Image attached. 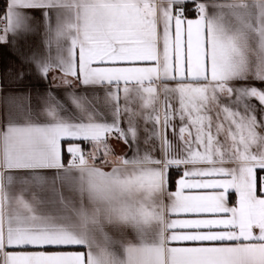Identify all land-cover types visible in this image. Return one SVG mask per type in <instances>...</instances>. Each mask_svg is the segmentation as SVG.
<instances>
[{
	"label": "snow or ice",
	"instance_id": "6c2138e0",
	"mask_svg": "<svg viewBox=\"0 0 264 264\" xmlns=\"http://www.w3.org/2000/svg\"><path fill=\"white\" fill-rule=\"evenodd\" d=\"M0 45V264H264V0H7Z\"/></svg>",
	"mask_w": 264,
	"mask_h": 264
},
{
	"label": "crops",
	"instance_id": "0c3cea01",
	"mask_svg": "<svg viewBox=\"0 0 264 264\" xmlns=\"http://www.w3.org/2000/svg\"><path fill=\"white\" fill-rule=\"evenodd\" d=\"M6 3H7V0H6ZM37 20L39 21V14H37ZM39 42H40V36H39V34H37L35 36L30 37L27 40V42L21 41V46L22 47L31 46L32 48H38ZM10 61H14L18 67L20 66L19 60L13 55L10 48L7 46H4V45H0V68H3L4 66H6L7 63ZM24 86L25 87L31 86L33 88V93H35L37 90L43 91V89L45 87L43 82L39 81L35 76L26 78V80L24 82ZM169 135L171 138V134H169ZM111 143H112L114 151L117 155H122L125 153H128L129 155L131 154L129 152V149L127 148V146L124 145L123 143L118 142V141H112ZM81 147L84 149L85 153L92 151L91 145L81 144ZM66 148H67V144H65V149ZM65 153L67 154L66 151H65ZM68 158H69V156L67 154L66 159H68ZM105 170H110V168H106ZM174 171H178V170L175 169ZM181 174H182L181 172L178 173L176 178H174V176L172 177L171 170H170V190L171 191H175L176 181L180 178ZM259 175H264V172H261L258 170V176ZM232 200L233 201L235 200L234 195L232 196Z\"/></svg>",
	"mask_w": 264,
	"mask_h": 264
},
{
	"label": "trees",
	"instance_id": "16d2710c",
	"mask_svg": "<svg viewBox=\"0 0 264 264\" xmlns=\"http://www.w3.org/2000/svg\"><path fill=\"white\" fill-rule=\"evenodd\" d=\"M6 8V0H0V12H3V10ZM189 16H192V13H189ZM67 157V154L65 153V158ZM175 169L171 170V174L172 177L174 176V178H176V176L178 175V173H180V171H174Z\"/></svg>",
	"mask_w": 264,
	"mask_h": 264
}]
</instances>
